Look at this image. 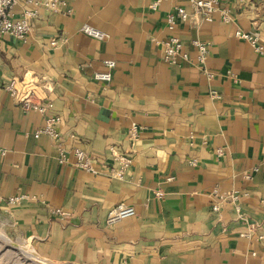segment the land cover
<instances>
[{"label":"crops","instance_id":"crops-1","mask_svg":"<svg viewBox=\"0 0 264 264\" xmlns=\"http://www.w3.org/2000/svg\"><path fill=\"white\" fill-rule=\"evenodd\" d=\"M67 1L71 14L42 10L26 40L1 37L0 86L14 76L45 83L70 150L60 163L56 141L34 134L44 113L0 89V146L7 150L0 193L25 195L0 201L6 232L55 264H264V50L235 34L252 33L264 47V0H219L233 15L229 22L220 11L203 21L192 0ZM177 6L185 7V20ZM83 23L109 37L85 34ZM172 35L185 43L188 60L164 58L162 43ZM195 39L209 44L211 77ZM106 59L117 63L109 83L94 79L108 69ZM133 122L139 139L124 179L75 164L74 146L100 167L115 163L110 149L127 148ZM216 186L248 193L241 218L229 204L220 215L213 211ZM119 203L136 213L107 224ZM50 207L66 214L52 215ZM253 223L261 230L243 235Z\"/></svg>","mask_w":264,"mask_h":264},{"label":"built area","instance_id":"built-area-1","mask_svg":"<svg viewBox=\"0 0 264 264\" xmlns=\"http://www.w3.org/2000/svg\"><path fill=\"white\" fill-rule=\"evenodd\" d=\"M158 0L157 2H159ZM157 2L153 6L157 5ZM192 5L197 11L203 21L212 22L214 20L215 13L220 11L222 19L225 22L232 20V13L229 9L219 7V0H192ZM18 0H0V41L3 34H10L18 39L26 40L32 29L33 19L39 17L42 10L58 11L64 14H71L73 9L69 5L67 0H24L20 13H17ZM176 14L182 19L187 18V11L183 6L176 7ZM175 14L168 16V24L171 28L175 26ZM81 31L87 35L95 37L97 39H106L109 34L102 29L96 27L91 23H83ZM236 36L242 39L248 40L256 51L262 52L264 47L258 44V37L252 33L242 30L236 31ZM58 39L51 41L52 45H56ZM164 58L170 63H178L180 59L188 60L190 58L189 51L187 50L185 43L175 35H172L163 41ZM193 45L198 49V60L203 69L209 77L213 75L211 71L207 69L206 60L209 54V44L206 41L199 39L193 40ZM104 64L108 68L104 71H97L94 74V79L97 81L109 83L112 80V69L116 67V61L114 59H106ZM0 89H5L19 104H21L27 110H36L44 113L45 124L35 131V136L39 137L42 134H46L53 138L58 147V161L60 163H67L69 160V148L66 145L64 135L60 129L62 117L60 114L54 113L51 109L52 103L46 95L47 86L42 83L38 78H20L17 76L12 77ZM213 97L218 98L220 94L214 91ZM140 126L133 122L127 131V148L118 150L115 146L111 147V152L114 156V162L112 164H105L100 167L97 165L93 155H91L85 149L74 146L72 152L75 157V164L92 173L100 174L105 173L111 177L124 179L126 171L133 163L134 147L139 139ZM75 138V135H71ZM7 150L0 146V155H5ZM223 150L218 149V153L222 154ZM192 163L196 164L197 159H192ZM158 196L162 197L164 193L162 191L157 192ZM248 193H240L238 191L222 192L218 186L214 187L211 191V196L214 199L213 211L218 215L221 213L222 207L229 204L232 206L239 218L242 217L241 201L242 197L247 196ZM25 195H12L4 198L0 193V201H5L7 204H14L22 201ZM52 215H64L65 211L58 207H50ZM136 213L135 208L132 205L126 203H119L113 207L107 215V224L112 225L119 220L131 217ZM0 224L4 227L6 224L5 218L0 217ZM262 225L260 223H253L250 226L251 231H247L243 235L251 236V232L261 230ZM258 238L263 239L264 235L259 233Z\"/></svg>","mask_w":264,"mask_h":264},{"label":"rangeland","instance_id":"rangeland-1","mask_svg":"<svg viewBox=\"0 0 264 264\" xmlns=\"http://www.w3.org/2000/svg\"><path fill=\"white\" fill-rule=\"evenodd\" d=\"M11 245H14L11 246ZM0 264H55L38 256L28 243L17 241L0 224Z\"/></svg>","mask_w":264,"mask_h":264},{"label":"bare ground","instance_id":"bare-ground-1","mask_svg":"<svg viewBox=\"0 0 264 264\" xmlns=\"http://www.w3.org/2000/svg\"><path fill=\"white\" fill-rule=\"evenodd\" d=\"M11 246H13V247H14V245H11Z\"/></svg>","mask_w":264,"mask_h":264}]
</instances>
